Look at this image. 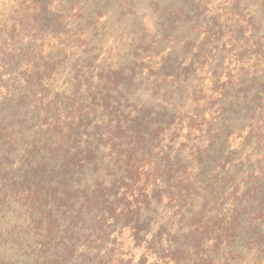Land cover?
Returning a JSON list of instances; mask_svg holds the SVG:
<instances>
[{"label": "trees", "instance_id": "16d2710c", "mask_svg": "<svg viewBox=\"0 0 264 264\" xmlns=\"http://www.w3.org/2000/svg\"><path fill=\"white\" fill-rule=\"evenodd\" d=\"M208 1H1L0 264H264V0Z\"/></svg>", "mask_w": 264, "mask_h": 264}, {"label": "rangeland", "instance_id": "374dc122", "mask_svg": "<svg viewBox=\"0 0 264 264\" xmlns=\"http://www.w3.org/2000/svg\"><path fill=\"white\" fill-rule=\"evenodd\" d=\"M1 1L0 0V4H1ZM135 1H138V0H135ZM139 1H142V2H146V0H139ZM226 0H209L207 5L205 6V10L204 11V16H207L208 18H211V16H217V15H221L222 13H224L225 11V8L229 5V3L225 2ZM241 9L240 12L242 13V15H246V14H257L258 10H257V6H254L252 4H249L248 2H245V4L242 5V3L239 5ZM152 11L150 12V14L156 16L158 15V13L161 12L162 8L159 6L158 8L154 9L152 7ZM126 18H129L131 20L130 17H126ZM130 25V24H129ZM130 29L131 28H127L125 26V28H122L120 30H115L111 33L112 37L107 41L106 44L104 45H101V52L102 54L105 52V47L106 46H111L113 45V48H116L117 50H120L121 52V57H119L120 59H124L126 61L128 60H131V56H133V54L136 53V48L134 46H136L135 44V41H134V44H133V47L132 49L128 48L127 45H128V42H126V38L127 37H123L121 34L125 33V34H129L130 32ZM107 32L106 35H110V33H108V31H105ZM136 33V31H134ZM135 35L134 33H132V38L135 40ZM130 37V36H129ZM219 52V50L217 51V53ZM181 55H178L177 57H180ZM226 56V57H225ZM223 62L221 63L222 64V68H225L223 72H226L227 70L230 71L232 70L233 68V65L235 62L232 61V56L230 55H223ZM217 59H213L212 61H210V65H212V69L210 68L209 70V74L207 76H210L211 75V71L214 70V67H215V64H216V61ZM246 64V63H245ZM207 70V69H206ZM206 74L207 73H204V77H206Z\"/></svg>", "mask_w": 264, "mask_h": 264}]
</instances>
